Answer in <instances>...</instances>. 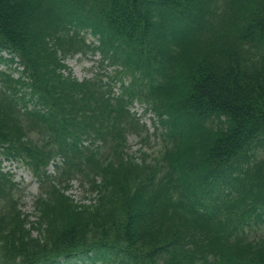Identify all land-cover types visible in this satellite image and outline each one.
Here are the masks:
<instances>
[{
	"label": "trees",
	"instance_id": "16d2710c",
	"mask_svg": "<svg viewBox=\"0 0 264 264\" xmlns=\"http://www.w3.org/2000/svg\"><path fill=\"white\" fill-rule=\"evenodd\" d=\"M70 53L119 69L77 81ZM0 64V156L39 184L24 214L0 170V264H264L247 234L264 225V0H0ZM134 101L155 158L126 152L149 138Z\"/></svg>",
	"mask_w": 264,
	"mask_h": 264
},
{
	"label": "rangeland",
	"instance_id": "374dc122",
	"mask_svg": "<svg viewBox=\"0 0 264 264\" xmlns=\"http://www.w3.org/2000/svg\"><path fill=\"white\" fill-rule=\"evenodd\" d=\"M89 40H92L89 38ZM65 64L68 67L69 72L73 77L78 80L94 78V76L100 72V66L98 64V57L92 55L84 54H70L66 57ZM0 69H5L4 65L0 66ZM132 111L136 112L140 116L142 122L146 123L151 127V114L148 113L144 115L143 107L137 103L134 104ZM152 130V129H151ZM152 141V140H151ZM129 152L138 154L139 149L147 150L150 154H155L158 147L156 141L153 140L149 145L142 146V143L135 135H130L128 137ZM5 170L11 171L15 175V180L21 182L24 187L21 193V210L24 214H31L33 212V199L38 193V188L36 182L30 176L28 170L23 166H18L15 164L4 163ZM52 171V167H49ZM75 199L81 200L84 196L83 189L79 186L77 182H72V187L68 191ZM88 200V199H87ZM32 219V218H30ZM248 237L250 239H257L259 237H264V225L263 224H253L248 231ZM77 260L73 259L70 262L64 264H72Z\"/></svg>",
	"mask_w": 264,
	"mask_h": 264
}]
</instances>
